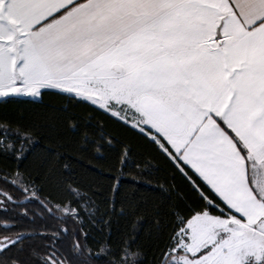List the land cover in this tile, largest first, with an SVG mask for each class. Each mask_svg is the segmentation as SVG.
Returning a JSON list of instances; mask_svg holds the SVG:
<instances>
[{
    "label": "snow or ice",
    "instance_id": "snow-or-ice-1",
    "mask_svg": "<svg viewBox=\"0 0 264 264\" xmlns=\"http://www.w3.org/2000/svg\"><path fill=\"white\" fill-rule=\"evenodd\" d=\"M49 92L134 127L197 194L195 206L177 196L152 210L162 243L151 264H264V0H0V157L17 162L0 168V186L24 197L0 190V220L12 221L0 223V264H147L135 241L88 246L84 222L99 208L79 186L53 203L20 171L39 132L4 106L42 103ZM62 111L53 130L79 152L114 154L119 175L103 202L105 216L116 214L130 149ZM68 220L80 229L70 232Z\"/></svg>",
    "mask_w": 264,
    "mask_h": 264
},
{
    "label": "trees",
    "instance_id": "trees-1",
    "mask_svg": "<svg viewBox=\"0 0 264 264\" xmlns=\"http://www.w3.org/2000/svg\"><path fill=\"white\" fill-rule=\"evenodd\" d=\"M69 108L70 112L79 116L91 118L93 124L103 127V130L114 136L116 141L127 144L130 149L128 163L125 166L126 178L121 184L120 199L123 204L116 205V214L105 216L110 205L103 201L108 192L109 185L113 184L112 177L118 176V172L112 170L114 154L105 153L104 159L97 158L94 152H79L73 138L62 130H53L58 118L65 115L62 109ZM4 113L10 118L23 116L26 123L36 127L39 135L33 139L37 142L30 155L24 160L20 171L26 176L31 173L36 180L37 186L43 188L41 198L51 199L53 203L68 198L67 184L79 186L80 191L92 197L99 212L96 220L84 222V231L88 232V246L95 248L96 241L111 240L112 245L118 246L120 241L133 244V250L142 248L147 254V264H151L156 245L162 243L157 237L160 233L155 231L152 210L159 207L170 197L169 203L175 202L177 196L184 198L187 203L195 206L200 203L197 194L192 190L189 182L176 171L173 165L162 156L156 148L141 136L134 127H126L116 119L96 111L86 104L70 107L67 98L55 95L51 92L45 94L42 103L30 104L14 102L4 106ZM64 156L59 159L57 154ZM17 162L11 157H0V168L15 169ZM68 165V167H65ZM137 165L139 167H137ZM146 173V174H145ZM11 179V177H9ZM138 181L139 183H134ZM0 190L9 192L23 201L24 197L11 188L0 186ZM92 193L97 195L92 196ZM127 203L139 204L147 209L140 217H133L127 211L120 215L121 207H127ZM29 214L38 211L39 206L35 203L28 204ZM24 211L22 208L15 209L11 215ZM111 220L109 227H104L99 221ZM139 221V223H137ZM12 221L0 220V223ZM42 221L37 220V226ZM50 227L65 226L59 220L46 219ZM20 225L26 230H31L33 225L28 220H21ZM70 232L80 229L78 223L71 220L66 222Z\"/></svg>",
    "mask_w": 264,
    "mask_h": 264
},
{
    "label": "rangeland",
    "instance_id": "rangeland-1",
    "mask_svg": "<svg viewBox=\"0 0 264 264\" xmlns=\"http://www.w3.org/2000/svg\"><path fill=\"white\" fill-rule=\"evenodd\" d=\"M132 123H133V125L135 124V120L134 119H133Z\"/></svg>",
    "mask_w": 264,
    "mask_h": 264
}]
</instances>
